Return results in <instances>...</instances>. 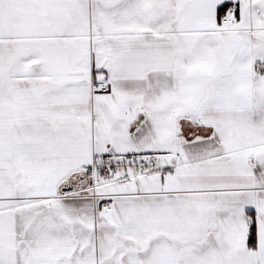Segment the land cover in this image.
I'll list each match as a JSON object with an SVG mask.
<instances>
[{
    "label": "snow or ice",
    "instance_id": "obj_1",
    "mask_svg": "<svg viewBox=\"0 0 264 264\" xmlns=\"http://www.w3.org/2000/svg\"><path fill=\"white\" fill-rule=\"evenodd\" d=\"M0 264H264V0H0Z\"/></svg>",
    "mask_w": 264,
    "mask_h": 264
}]
</instances>
